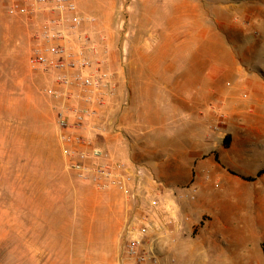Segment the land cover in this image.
I'll return each mask as SVG.
<instances>
[{
    "label": "rangeland",
    "instance_id": "1",
    "mask_svg": "<svg viewBox=\"0 0 264 264\" xmlns=\"http://www.w3.org/2000/svg\"><path fill=\"white\" fill-rule=\"evenodd\" d=\"M147 1L75 0L76 13L83 19L82 29L91 37L92 53L97 54L93 52L96 46L102 51L97 60L90 54L91 50L88 57L103 64L111 77L125 82V87L129 80L133 87L140 85L137 80L141 74L140 62L155 53L138 48V44L155 42L152 29L159 18L151 17L153 7ZM186 1L198 6L196 13H200L203 24L198 28L190 26L187 36L179 34L176 43L199 32L202 37L193 44L199 49L190 50L185 58L180 56L178 60L167 57L171 60L165 65L175 60L178 73L187 69L193 83L201 78L211 82L213 76L223 72L228 53L218 49L223 37L229 53L242 54L245 59L242 66L246 70L264 75V0ZM176 3L177 12H181L180 0ZM14 4L32 6L29 0H0V264H119L125 227L119 238L118 254L111 250L110 243V250L107 249L109 232L103 225L94 239L93 212L86 209L92 187L78 182L70 169L59 136L60 102L46 93L56 85L54 75L29 64L34 38L45 25L47 13L10 16L8 9ZM159 6L161 12L166 8L163 0ZM232 79L231 73L223 87L225 92H240ZM208 85L209 91L215 93V85ZM193 86V92L205 91L203 84ZM121 98L122 108L140 110L141 116L131 115L136 119L144 118L151 110L171 106L169 93L163 90L151 92L146 98L141 93L132 98L126 92ZM195 101L194 105L199 104V100ZM212 103L213 99L209 98L208 105ZM131 116L126 124L133 123L129 120ZM128 137L144 140L139 132ZM253 140L251 161L247 165L254 171L255 191L260 189L264 193V180L258 177V169H264V133ZM145 149H137L139 159L153 158L148 155L151 153L144 154ZM148 149L153 151L156 147ZM152 162L143 161L140 166L148 167ZM206 183L208 197L233 198L225 179ZM256 210L242 209L236 213L233 227L236 239L233 247L227 244L217 264H264V224L252 225L249 220L264 214ZM221 224L219 230L225 228L224 222ZM75 233L79 236L77 243L71 238ZM74 244L77 248L73 251ZM87 248L91 251L84 250Z\"/></svg>",
    "mask_w": 264,
    "mask_h": 264
},
{
    "label": "crops",
    "instance_id": "2",
    "mask_svg": "<svg viewBox=\"0 0 264 264\" xmlns=\"http://www.w3.org/2000/svg\"><path fill=\"white\" fill-rule=\"evenodd\" d=\"M161 1H147L153 7L151 17L158 16L159 20L158 23H153L152 36L155 42L138 44L140 50L155 52L149 59H142L140 62L141 74L137 76L140 85L133 87L132 80H129L125 87V82L113 76V95L108 96L100 107V120L104 122L105 131L102 136L90 131L88 136L95 145L119 161L140 165L143 161L153 160L145 168L157 179H163L178 194L188 195L191 193L189 189L195 188L194 195L177 198L178 205L173 215L182 226L172 228L171 232L161 237L159 252L166 264H217L227 244L233 247L232 243L236 239L233 228L236 213L242 209L264 212V193L260 189L255 191L256 187L252 186L255 181L243 179L253 178L254 171L247 165L251 161V147L253 139L264 133V75L246 70L242 66L245 61L242 54L237 55L235 51L229 53L223 37L218 49L228 53L224 59L222 75L213 76L211 82L201 78L199 82L193 83V76L188 74L187 69L178 73L175 60L185 58L190 50L199 49L193 44L199 43L202 33L185 38L179 44L176 43L177 38L179 34L186 37L190 26L200 27L203 19L200 13H196L198 6L194 3L188 2L191 9L183 14L182 11L177 12L176 0H163L166 8L161 12ZM208 46L209 42L206 41L205 47ZM97 48L96 46L93 50L97 54H93L92 50L90 53L92 57L95 55L93 58L96 60L102 54ZM167 57L175 59L172 64L165 65L171 60ZM231 73L233 85L240 92L234 90L226 93L223 88ZM227 74L229 75L226 76ZM197 83L203 84L205 91L193 92V84ZM208 84L215 85V93L209 91ZM161 90L169 93L171 106L144 113V118L136 119L131 116H141L140 110H126L121 106L123 100L120 99L126 92L132 98H136L139 93L146 98L151 92ZM241 92H246L247 95L240 97ZM209 98L213 99L210 105ZM195 100H199V104L194 105ZM149 114L151 118L147 117ZM129 115V120L133 123L126 124ZM212 126L220 127L221 134L212 131ZM133 132L142 133L144 140L140 142L128 137ZM226 137L229 138L228 146L224 144ZM143 144H147V147ZM152 146L156 150L149 151L148 148ZM138 148H146L144 154L151 153L148 155L153 158L139 159ZM263 170L258 169V173ZM216 178L225 179L232 192V199L225 200L221 195L217 199L208 197L206 182ZM260 179L264 180V175ZM76 180L92 187V191L89 189L91 196L86 209L93 212L94 239L98 236L99 227L103 225L109 232L107 249L110 250V243L111 250L118 254L119 238L132 214L125 195L116 189H101L92 181ZM218 187L216 183V188ZM168 197L170 205L174 206L173 196L169 194ZM249 220L252 225L258 222L264 224V214ZM223 222L225 228L219 230ZM220 231L223 232L219 233ZM77 237L76 233L71 236L73 243H77ZM96 245L99 247L100 241ZM263 245L264 242L262 251ZM75 248L77 246L73 251Z\"/></svg>",
    "mask_w": 264,
    "mask_h": 264
},
{
    "label": "built area",
    "instance_id": "3",
    "mask_svg": "<svg viewBox=\"0 0 264 264\" xmlns=\"http://www.w3.org/2000/svg\"><path fill=\"white\" fill-rule=\"evenodd\" d=\"M29 1L32 6L14 4L8 13H47L45 25L34 38L29 64L54 75L56 85L46 93L60 102L59 136L70 169L84 182L121 191L132 208L123 232L125 245L119 264H166L158 248L160 239L172 228H181L173 215L177 198L195 194L196 189H189L188 195L178 194L147 168L119 161L95 145L88 134L92 131L102 136L105 131L100 107L113 95V77L103 64L88 57L93 47L91 37L82 29L83 19L76 13L75 0ZM210 129L221 134L218 126ZM169 194L174 206L170 205Z\"/></svg>",
    "mask_w": 264,
    "mask_h": 264
},
{
    "label": "bare ground",
    "instance_id": "4",
    "mask_svg": "<svg viewBox=\"0 0 264 264\" xmlns=\"http://www.w3.org/2000/svg\"><path fill=\"white\" fill-rule=\"evenodd\" d=\"M180 2H181V4H179V7H181V10L180 11H182L183 14H186V12H189L190 9H191L189 3L186 0H180ZM1 107H2V105H1Z\"/></svg>",
    "mask_w": 264,
    "mask_h": 264
},
{
    "label": "trees",
    "instance_id": "5",
    "mask_svg": "<svg viewBox=\"0 0 264 264\" xmlns=\"http://www.w3.org/2000/svg\"><path fill=\"white\" fill-rule=\"evenodd\" d=\"M224 144H225L226 146L229 145V138H228V137L225 138V140H224ZM263 175H264V170L261 171V172L258 174V177H261V176H263ZM243 179L246 180V181H249V182H253V181H255V178H251V177H250V178L243 177ZM263 252H264V245H263Z\"/></svg>",
    "mask_w": 264,
    "mask_h": 264
}]
</instances>
